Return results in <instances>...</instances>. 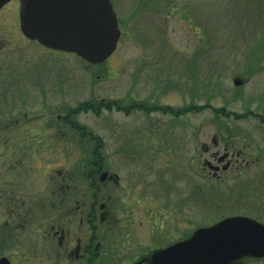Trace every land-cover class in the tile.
Here are the masks:
<instances>
[{
	"label": "rangeland",
	"instance_id": "374dc122",
	"mask_svg": "<svg viewBox=\"0 0 264 264\" xmlns=\"http://www.w3.org/2000/svg\"><path fill=\"white\" fill-rule=\"evenodd\" d=\"M110 1L120 38L116 50L101 64L91 65L74 54L40 48L19 40L13 31L0 30L6 43L23 48L27 58L31 54L38 58L37 64H26V71L37 70L42 75L41 97L46 103L41 122L43 134L52 133L45 122L50 110L52 114L58 112L62 115L66 108H74L91 99L119 100L127 105L138 94V98L147 103L154 98L160 106L169 105L174 109L186 104L190 111L185 116V139L180 149L175 147L176 151L184 152L186 160L200 155L201 161L211 162L210 153L214 151L211 140L221 132L226 138L238 135L234 138L236 142L233 138L231 140L240 148L247 145L246 161L259 158L257 163L249 165L246 175L226 173L220 180L211 178L206 172L202 175L186 173V186H182L178 171L173 172L171 164L166 163L167 155L155 154L154 170L150 173L143 171L141 179L133 178L135 164L115 166L113 171L121 177L122 191L120 194L114 191V195L118 205L126 206L120 214L132 215L137 201H140L138 214L146 215L145 202L151 201L156 215H162L163 202L171 190L172 198L187 199L186 215L210 217L208 222L203 219L204 224L212 220V215L218 217L232 213H253L264 221V123L257 121L264 118V0ZM13 46L8 44L7 47ZM167 76L182 91L171 87L168 94L157 95V87L153 89L152 84ZM236 79L241 82L238 86L234 84ZM51 87L57 90L53 91ZM207 104L231 113L226 124L221 122L225 118H215L211 108L202 109ZM55 106L58 111L54 110ZM247 112L259 117L245 118ZM232 114L244 117L243 121L233 123L230 121L234 118ZM174 118L161 111L148 114L104 111L100 115L80 113L77 121L93 134L105 136L109 151H129L133 149L131 136L136 126L143 130L158 120L164 126L172 123ZM59 126L58 133L69 138L59 142L57 149L42 153V168L36 179L44 198L50 192L49 177L56 171L66 170L68 162L75 164L88 148L74 137L73 131ZM118 135L123 138L118 140ZM167 143L159 138L150 139L154 153L168 151ZM201 144L210 147L208 153L201 150ZM132 179H135L134 187L130 185ZM146 180L150 187L148 184L143 186ZM32 182L35 183V176ZM199 182L207 183L203 186L206 190L215 187L214 194L221 199L216 200L215 207L207 203L198 206L190 201L194 198L190 196V185ZM214 184L217 186H212ZM230 184L234 185L233 188ZM147 224L138 229V235L135 234V225L131 224L129 231L135 234L134 241L142 242L143 236L147 239ZM156 231L153 235L155 241L162 236ZM151 238L149 236V241Z\"/></svg>",
	"mask_w": 264,
	"mask_h": 264
},
{
	"label": "flooded vegetation",
	"instance_id": "af4514ba",
	"mask_svg": "<svg viewBox=\"0 0 264 264\" xmlns=\"http://www.w3.org/2000/svg\"><path fill=\"white\" fill-rule=\"evenodd\" d=\"M21 7V0H9L0 6V30L9 33L13 31L19 40L43 48L22 34ZM8 44L14 45L6 43L0 36V264H154L153 257L159 251L184 242L197 230L210 227L227 217H247L264 225L263 219L253 213H232L218 217L212 215V220L204 224L203 221L210 217L201 214L186 215L187 199L172 198L173 191L170 189L163 202L162 215H156L151 201L145 202L146 215L138 214L140 201H137L132 215L120 214L126 210V206L118 205L114 195V191H117L115 194L122 191L121 177L113 171L115 166L133 163L137 176L133 178L141 179L143 171L150 173L154 170L155 154L167 155L169 159L166 163L171 164L173 172L178 171L182 186H186V173L202 175L206 172L213 179H219L226 173L246 175L249 165L255 161L257 163L259 159L247 162V145L240 148L235 143L239 136L228 135L230 137L226 138L218 132L211 140L214 149L210 153L211 162L201 161L200 155L186 160L184 152L176 151L175 147H181V142L185 139L187 105L174 109L169 105L160 106L155 103L154 98L147 103L146 100L139 99L137 93L130 102V113L161 111L174 116L173 122L162 126L158 120L151 122L143 130L136 126L131 136L134 150L129 151H109L105 136H91L99 142L100 149L83 151L75 164L73 161L68 162L66 170L56 171L55 175H51L48 181L50 192L44 198L42 191L37 188L36 179L42 168V153L57 149L59 142H65L63 140L69 138L57 131L60 118L65 115L58 112L52 114L50 110L45 122L52 133L43 134L41 122L46 103L42 102L41 97L42 75L37 70L26 71V64H37L38 58L33 54L27 58L28 54L23 48L15 45L10 48L7 47ZM152 87H157V95L168 94L171 87L176 88L174 90L179 88L171 83L168 76L158 79ZM51 89L57 90L55 87ZM178 90L182 91L181 88ZM54 110L59 109L55 106ZM169 110H173V113ZM104 111L122 113L115 106L101 112ZM243 118L234 117L230 121L240 122ZM227 119H222L221 122L226 124ZM257 121L264 123V118H258ZM116 137L118 140L123 138L122 135ZM81 138L85 139L78 137ZM156 138L168 142L169 150L154 153L150 147V139ZM232 138H235V142ZM200 147L205 153L210 149L206 144H201ZM33 176L35 183L32 182ZM135 179L130 184L132 187L136 186L133 182ZM146 184L151 186L147 180L143 186ZM233 184L229 185L230 188H233ZM202 185L199 182L194 186L190 185L189 189L195 190L191 194L194 198L190 201L198 206L202 205ZM217 185L220 186L221 183ZM145 223H148L147 239L143 236L142 242L134 241L132 237L139 234L138 229ZM131 224L135 225V234L129 231L132 229ZM155 231L162 235L157 241L153 239ZM149 236H152L151 241ZM211 264H264V256H243L228 263Z\"/></svg>",
	"mask_w": 264,
	"mask_h": 264
},
{
	"label": "water",
	"instance_id": "95a60500",
	"mask_svg": "<svg viewBox=\"0 0 264 264\" xmlns=\"http://www.w3.org/2000/svg\"><path fill=\"white\" fill-rule=\"evenodd\" d=\"M8 1L0 0V6ZM21 4L22 34L47 49L97 65L117 47L120 30L110 0H21ZM234 84L240 82L236 79ZM243 256H264V225L233 216L197 230L153 259L154 264H211Z\"/></svg>",
	"mask_w": 264,
	"mask_h": 264
},
{
	"label": "trees",
	"instance_id": "16d2710c",
	"mask_svg": "<svg viewBox=\"0 0 264 264\" xmlns=\"http://www.w3.org/2000/svg\"><path fill=\"white\" fill-rule=\"evenodd\" d=\"M258 46H261L260 44H258ZM253 50L250 52L252 53ZM251 55V54H250ZM249 55V56H250ZM248 56V58H249ZM252 56V55H251ZM253 57V56H252ZM251 58V57H250ZM261 63V62H259ZM112 106H115L117 111H122V113L128 114L131 111V106L130 104L123 103L121 101H101L96 100V99H91V100H87L85 102H81L79 103L76 107L74 108H66L65 111L63 112V114L65 116H62L60 118L59 121V128H67L70 129L71 131H73V133L75 134L74 137H85L81 138L79 140H81L84 145L88 146V148H86V150L84 151H89V150H99V142L95 141V139H93L91 136H94L95 134H93L88 128H86L84 125L80 124L77 121V117L80 113L83 112H92L93 114H97L100 115L101 111L103 109L109 110ZM211 108V111L213 112V114L215 115V118H228V116L231 114L230 112H225V108L222 109H216L213 106L210 107V104L205 105L204 107H202V109L204 108ZM164 112L168 111V110H163ZM190 111L189 107H187L186 112ZM170 113H173V110H169ZM246 116H254V117H259L257 115H253L252 112H247L244 117ZM234 117H239L234 115ZM242 117V116H240ZM97 136V135H95ZM89 137V139H88ZM91 137V138H90ZM83 139V140H82ZM91 144L93 145V148L91 147ZM207 185V183H203L202 188H201V200H202V204L203 203H207L210 206L213 205V207H215L216 205V200H221L219 197L217 198L215 193V188H212L211 190H206V188H204L203 186ZM192 192L194 193L195 190L190 191V196H192ZM196 197V196H195ZM212 202V203H210Z\"/></svg>",
	"mask_w": 264,
	"mask_h": 264
}]
</instances>
